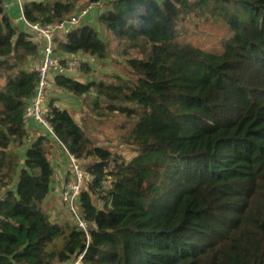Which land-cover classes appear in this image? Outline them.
<instances>
[{
	"label": "trees",
	"instance_id": "1",
	"mask_svg": "<svg viewBox=\"0 0 264 264\" xmlns=\"http://www.w3.org/2000/svg\"><path fill=\"white\" fill-rule=\"evenodd\" d=\"M96 3L99 24L91 10L57 32L55 54L109 59L103 27L123 76L59 73L52 86L93 96L98 118H121L134 155L98 145L53 101L46 117L91 177L77 201L88 237L50 214L60 202L50 146H62L24 119L44 42L0 0V264H264V0H24L23 14L55 25Z\"/></svg>",
	"mask_w": 264,
	"mask_h": 264
},
{
	"label": "built area",
	"instance_id": "2",
	"mask_svg": "<svg viewBox=\"0 0 264 264\" xmlns=\"http://www.w3.org/2000/svg\"><path fill=\"white\" fill-rule=\"evenodd\" d=\"M14 5L19 12V18L14 22L20 24L21 29L33 40L44 42L43 59L38 66L32 69L38 74V83L34 97L26 107L24 119L28 128L34 126L42 129V131L46 130L50 137L62 146L69 163L70 177L60 188V202L58 204L60 207L63 205L66 208L67 214L72 217V222L89 237V231L93 227L83 219L84 214L77 209V201L84 185L91 181V177L84 172L80 161L73 154H70L53 134L46 118L49 112L47 95L52 87L53 74L74 72L81 67L79 57H67L62 61V58L55 54V34L57 32L66 33L79 27L89 12L99 6L100 3L89 5L60 24L45 26L39 23H31L24 18V0H14Z\"/></svg>",
	"mask_w": 264,
	"mask_h": 264
},
{
	"label": "rangeland",
	"instance_id": "3",
	"mask_svg": "<svg viewBox=\"0 0 264 264\" xmlns=\"http://www.w3.org/2000/svg\"><path fill=\"white\" fill-rule=\"evenodd\" d=\"M101 4L99 5V7ZM102 9H94L90 13L89 17L86 19L88 23L99 24L98 15L101 13ZM85 20V21H86ZM130 23L133 25H137L139 23L138 13L132 14L130 17ZM103 27H100V34L102 38H106V40L111 44V56L107 60H101L88 57L87 55H80V59L87 61L90 65V74H84L83 68L78 69L74 72L68 73H77L78 77H88L93 76L97 78H112L114 80L118 76H123L122 65L123 59L120 57V53L118 50H115V42L111 41L109 36H106L103 32ZM79 71V72H78ZM94 97L92 96H77L66 90L57 88L54 83L51 89H49L47 95V103L53 101L55 105L68 109L72 112L75 119L82 123L88 133V136L96 142L98 145L111 149L118 154L124 155L127 159H130L134 153L127 149L124 144L121 143L119 138L121 130L119 129V124L122 123L121 118H113L111 120L101 119L96 117L92 112L89 111L87 104L92 102ZM39 130V129H38ZM42 130V129H41ZM38 132V131H37ZM42 133V132H41ZM37 135V134H36ZM52 147V145H51ZM55 151H51L49 153V158L53 161H59V154L61 156L65 155L63 149L58 148L57 145H53ZM67 160V159H66ZM68 163V161H67ZM55 164V163H54ZM69 165V163H68ZM54 202V201H53ZM52 202V206L50 207V214L54 220H62L64 218H68L66 210L61 209L59 204L55 201L54 204ZM56 212V213H55ZM58 212V213H57Z\"/></svg>",
	"mask_w": 264,
	"mask_h": 264
},
{
	"label": "crops",
	"instance_id": "4",
	"mask_svg": "<svg viewBox=\"0 0 264 264\" xmlns=\"http://www.w3.org/2000/svg\"><path fill=\"white\" fill-rule=\"evenodd\" d=\"M3 2H4V7L7 13L13 18L14 21H16L19 18V12H18L17 7L14 5V0H3ZM91 60H94V59L91 58ZM39 62L40 60L33 62L31 64L32 67L35 68ZM38 129H39L38 127L31 126L30 130L32 132V135L33 136L35 135L34 137H36L38 134H41V132L43 133L41 129L39 130ZM51 144H54V142H52ZM52 147H51V151H55L54 148ZM59 155H60L59 161H56V162L52 161L53 164L55 163L54 165L56 167V181H55L54 186H52V189H53L52 196L53 198L58 199V200L60 197L59 196L60 188L66 181L65 177L67 176V174H69V165L67 163L66 157L64 155L61 156V153ZM57 203L59 202L57 201ZM57 203L54 202V204H57Z\"/></svg>",
	"mask_w": 264,
	"mask_h": 264
}]
</instances>
